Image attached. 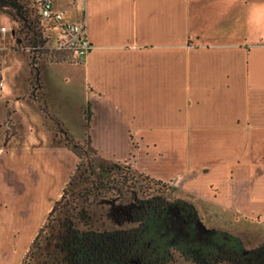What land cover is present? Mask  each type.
I'll list each match as a JSON object with an SVG mask.
<instances>
[{
    "label": "crops",
    "instance_id": "crops-1",
    "mask_svg": "<svg viewBox=\"0 0 264 264\" xmlns=\"http://www.w3.org/2000/svg\"><path fill=\"white\" fill-rule=\"evenodd\" d=\"M55 6L86 19L94 49L82 64L41 61L42 88L30 85L28 61L26 91L0 90V264L23 263L61 200L79 159L58 131L86 138L88 113L108 161L130 162L206 214L264 217V0ZM20 105L27 131L47 139L19 141ZM8 123L16 135L6 140Z\"/></svg>",
    "mask_w": 264,
    "mask_h": 264
},
{
    "label": "rangeland",
    "instance_id": "rangeland-1",
    "mask_svg": "<svg viewBox=\"0 0 264 264\" xmlns=\"http://www.w3.org/2000/svg\"><path fill=\"white\" fill-rule=\"evenodd\" d=\"M2 28L7 30L2 31ZM18 30L19 25L10 15L0 11V55H3L0 56V90L5 86V89L11 88L13 94L21 88V92L26 91L24 75L28 71V61L29 65L32 62L29 54L9 47L14 42L12 39L8 41L9 37ZM39 62L37 59L36 63ZM18 110L14 123L20 134L19 141L31 139L26 138L31 136H38L39 140L47 139V133H44L46 138L41 136V128L30 134L27 131L29 110L22 105ZM2 113L0 101V118ZM6 127L12 128L9 123ZM4 128V124L0 123V136ZM58 133L61 142L71 140L61 130ZM73 139L81 143L86 140L84 137ZM90 162L95 173L101 174L100 178L87 170ZM81 164L66 187L57 212L24 264H101L96 258L87 256V246L93 236L105 231L136 233L141 239L136 248L144 252L146 263L151 264H201V259L196 261L194 258L199 250L216 253L222 249L244 255L246 250L264 244V217L235 219L228 213L206 214L169 184H157L158 180L134 172L130 162H110L98 151L83 155ZM107 182L109 185L105 184ZM158 195H163L172 203L179 202V206H171L161 214L151 213L142 224L126 217L130 204L139 206L140 201ZM178 207L183 208L180 210Z\"/></svg>",
    "mask_w": 264,
    "mask_h": 264
},
{
    "label": "trees",
    "instance_id": "trees-1",
    "mask_svg": "<svg viewBox=\"0 0 264 264\" xmlns=\"http://www.w3.org/2000/svg\"><path fill=\"white\" fill-rule=\"evenodd\" d=\"M0 11L5 14H9L16 22V24H20V36L26 34V38L28 39L30 44H38L39 35L37 33V30L39 22V9L37 7L36 0H0ZM17 41L18 43H20V38H17ZM31 59L32 62H30V77L32 79L29 80L30 85L36 87L40 86V88H42L39 78V63H36V57H31ZM44 110H47L46 107H44ZM86 121L87 136L85 143L75 141V139H73V137L71 136V140H67L65 142L66 146H68V148L79 159V164L77 166L76 171L82 165L81 160L83 159V155L97 153V151L92 145V139L89 134V113L87 114ZM15 135V129L13 131L12 128L9 127L6 131V140H9ZM89 164L90 165L87 170H89L92 175H96L98 176L97 178H100L101 174L97 175L91 165V162ZM72 178L70 180V183L72 182ZM103 181L104 180L102 179V182ZM105 184L109 185L108 182ZM157 184L163 185L164 183H162L161 181H157ZM65 193L66 190H64V194L61 200L56 203V205L50 212L47 223L44 225L38 236L35 238L30 248V251L28 252L22 264L27 262L31 251L37 246L42 233L45 231L51 221V217L54 215V213L57 212L61 201L64 199ZM171 206H179V202L172 203L168 201L165 197H163V195H158L152 197L151 199L148 198L147 200L140 201L139 206H137L136 203L134 205L130 204V206H128L126 217H128L129 220L132 222L142 224L151 213L161 214L163 211H166ZM140 242L141 239L138 238L137 234L134 233L132 235L131 231H119L110 233L105 231L104 233L98 236L92 237V242L87 246V250L89 252V255L87 254V256L91 259L96 258L98 261L101 262V264H151L146 263L147 259L144 258V252L141 251L139 248H136V246ZM194 258L196 261L198 260V258L201 259V264H264V244L250 251L246 250L244 255L235 251L222 249L216 253L199 250L198 255Z\"/></svg>",
    "mask_w": 264,
    "mask_h": 264
},
{
    "label": "built area",
    "instance_id": "built-area-1",
    "mask_svg": "<svg viewBox=\"0 0 264 264\" xmlns=\"http://www.w3.org/2000/svg\"><path fill=\"white\" fill-rule=\"evenodd\" d=\"M55 2L56 0H36L39 9V42L33 45L26 38V34L20 36L21 27L18 24L19 30L15 34L20 38V43L16 38V48L36 57L40 62L64 61L82 64L94 49V44L88 37L86 19L82 18L78 22L68 21L66 13L57 9ZM6 30L2 28V31ZM45 56L48 57L47 60Z\"/></svg>",
    "mask_w": 264,
    "mask_h": 264
},
{
    "label": "flooded vegetation",
    "instance_id": "flooded-vegetation-1",
    "mask_svg": "<svg viewBox=\"0 0 264 264\" xmlns=\"http://www.w3.org/2000/svg\"><path fill=\"white\" fill-rule=\"evenodd\" d=\"M169 208H170V207H169ZM169 208H168V209H169ZM178 208H179L180 210H182L183 207H178ZM168 209H167V210H168Z\"/></svg>",
    "mask_w": 264,
    "mask_h": 264
}]
</instances>
